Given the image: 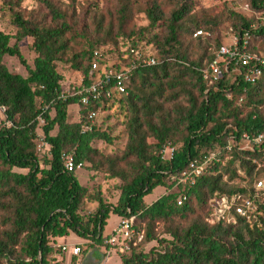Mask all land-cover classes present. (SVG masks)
I'll use <instances>...</instances> for the list:
<instances>
[{
  "label": "trees",
  "instance_id": "obj_1",
  "mask_svg": "<svg viewBox=\"0 0 264 264\" xmlns=\"http://www.w3.org/2000/svg\"><path fill=\"white\" fill-rule=\"evenodd\" d=\"M24 1L4 0L11 9H20ZM36 1L37 10L13 11L12 24L17 28L13 45L10 35L0 33V108L5 109L8 123L0 125V264H50L54 252L50 238L70 232L110 249L105 227L111 214L135 216L137 229L144 233L141 243L116 255L121 264H264V226L251 229L243 222L214 223L209 204L214 191L241 190L232 170L235 163L241 160L250 170L236 148H227L230 141L239 142L243 133L264 131V74L256 85L245 84L233 74H224L210 85L202 73L220 48L227 46L220 36L211 41L223 24L231 25L239 36L250 32V50L256 53H264L256 39L264 37V27L254 29L251 19L233 9L221 15L200 13L196 0H147L140 12L146 14L149 27L125 33L141 5L136 0H106V13L99 4L86 12V31L74 7L57 0ZM248 7L263 12L264 0H250ZM159 22L166 35H148V28ZM198 32L202 35L195 36ZM28 38L33 40L36 58L25 78L10 72L4 58L17 57L27 66L20 45ZM193 44L205 50L204 55L193 59L198 54ZM143 45L152 47L157 65L133 72L128 95L91 100L89 106H83L79 98H59L65 90L60 64L68 65L89 85L95 53L107 62L129 65L135 58L131 50ZM212 47L215 50L210 53ZM125 48L128 53L123 52ZM125 54L129 60L123 59ZM71 107L78 109V121H68ZM117 107L126 118L125 148L117 155L101 157L92 144L112 143L102 125ZM92 113L97 114L96 125L83 133L82 124ZM39 117L45 122L42 131L50 151L44 168L36 142ZM55 129L57 134L52 135ZM168 144L181 147L175 149L172 160H163L161 152ZM65 153H74L77 164H99L112 178L121 179L118 205L100 199L96 212L84 221L80 209L87 191L75 172L66 170ZM213 153L221 155L225 167L211 163L196 185L175 183L174 192L144 205L145 198L164 187L171 174L191 162H204ZM224 174H230L228 183L222 182ZM154 241L163 246L146 252L145 246Z\"/></svg>",
  "mask_w": 264,
  "mask_h": 264
},
{
  "label": "built area",
  "instance_id": "obj_2",
  "mask_svg": "<svg viewBox=\"0 0 264 264\" xmlns=\"http://www.w3.org/2000/svg\"><path fill=\"white\" fill-rule=\"evenodd\" d=\"M202 35L198 32L195 36ZM252 35L245 32L237 35L232 43L222 46L216 58L202 70L204 79L213 85L224 74H233L248 85H256L264 74V53H256L250 50ZM152 47L143 45L139 50H131L135 58L129 65L122 61L107 62L95 53L96 59L92 64V82L84 84V79L79 83L65 84V90L60 99L66 101L69 98H79L83 106H89L91 100L102 98L112 99L116 96L128 95L127 83L134 71L140 67L157 65V58L152 52ZM128 53V48L123 49ZM124 60H129V54H125ZM5 110V109H4ZM45 111V110H44ZM96 113L88 116V121L82 124V132L92 131L96 125ZM39 120L44 121L42 117ZM47 145V144H46ZM236 148L243 156L244 163L250 170L242 166V161L235 163L233 171L236 173V185L239 191L222 193L217 190L212 193L209 200L213 222L237 225L243 222L251 229H260L264 226V131L256 134L243 133L239 142L230 141L228 150ZM175 148L168 144L161 152L163 160H172ZM65 168L69 173L81 169L83 164H77L74 153L63 154ZM221 163L226 166V161H221V155L211 154L204 162H191L183 171L171 174L170 180L178 185L194 186L205 173L211 163ZM230 174H224L223 183H228ZM186 198L180 199L179 205ZM144 239V233L136 227V217L121 218L109 234H106V245L110 249L106 258L113 254L121 255L130 249L131 244L137 245ZM63 252H71L73 256L82 253L80 246L69 247L67 244L57 245Z\"/></svg>",
  "mask_w": 264,
  "mask_h": 264
},
{
  "label": "rangeland",
  "instance_id": "obj_3",
  "mask_svg": "<svg viewBox=\"0 0 264 264\" xmlns=\"http://www.w3.org/2000/svg\"><path fill=\"white\" fill-rule=\"evenodd\" d=\"M60 4L65 6L74 7L72 10L75 11V17L78 18L81 28H88V19L87 11L92 7L99 4L105 13L109 8L106 0H57ZM87 1L91 2V6L88 5ZM138 8L135 10L133 19L129 21L128 25L124 28L125 33H130L132 30L138 33L140 29H145L149 27L150 21L148 20L144 12H140L143 6L146 4L147 0H136ZM250 0H196L197 9L200 13H212L221 15L226 13L229 9L241 13L252 20V25L254 29H260L264 27V11L257 12L251 10L248 7ZM39 4L36 0H26L22 3L21 8L15 7L11 9L4 0H0V33H5L11 36V45L16 42V33L17 28L12 24V13L13 11H24L31 12L37 10ZM108 15V14H107ZM87 31V29H86ZM90 31V30H89ZM91 32V31H90ZM135 33V34H136ZM148 35L157 33L165 36L167 30L164 29L162 24L157 23L156 27H150L147 30ZM142 37L139 35L137 37ZM211 36V34H210ZM220 36L221 42L223 45H230L234 38L237 36L233 27L229 24H223L218 33H215L211 37L213 41L214 37ZM258 42V48L261 52H264V37L256 38ZM255 39V40H256ZM255 42V41H254ZM33 40L26 39L22 41L20 45L21 53L27 63V66H24L17 57L5 56L4 64L8 70L12 73L19 74L23 77H28V67L34 68V62L36 58L35 52L32 50ZM187 44L189 41L187 40ZM212 43V42H211ZM79 46H76L75 49H78ZM86 47V42L83 43V48ZM198 54H193L192 58L196 59L199 55H204L205 50H199L196 44L192 45ZM214 47L208 49L214 51ZM59 72L64 78L65 84L79 83L80 75L70 69L68 65L60 64ZM121 108H115L109 112V117L104 118L102 128L104 131H107L111 134L112 143L96 141L93 142V147L98 150L100 156H112L117 155L123 152L126 144V134L124 131L125 115L121 113ZM262 109V108H261ZM264 111V109H263ZM5 110L0 108V125L8 124L6 123V117L4 114ZM68 121L75 122L78 121V109L76 107H71L68 109ZM103 115H107L106 112ZM102 115V116H103ZM103 116V117H104ZM45 125L44 121L39 120L36 133L38 135L37 142V152L41 160L42 168L45 167V160L50 158V151L47 149L45 142V137L42 131V127ZM58 129H55L52 132V135L57 134ZM171 145V144H170ZM174 145V144H173ZM181 144L174 145L175 149H180ZM49 157V158H48ZM19 173H27V171L14 169ZM77 177L80 184L86 189L87 195L84 199L83 205L80 209V215L84 221H88L90 217L96 212L99 207V200L101 199L105 204L116 206L118 205L121 195H122V186L123 181L121 179L112 178L103 168L99 167V164H89L84 163L81 169H77L74 173ZM176 182L170 180L166 181L164 187H158L153 191L152 194L148 195L144 200V205L146 207L154 204L158 199L165 196L168 193L174 192V184ZM121 217L111 214L110 220L108 221L107 226L105 227L106 234L120 221ZM138 227H141L138 224ZM158 229L162 231V226H159ZM163 239H171L169 235H161ZM82 244L83 251L79 256H71L70 252L59 251L56 246L61 244H67L69 247H73L75 244ZM50 244L52 245L54 252L50 256V264H120V257L113 254L110 258H106L107 251L103 249L102 246L94 244L93 241L88 239H83L77 236L76 234L70 232L67 236L63 237H51ZM163 244H160L158 241H154L151 244L145 246V251L149 252L153 247L161 248Z\"/></svg>",
  "mask_w": 264,
  "mask_h": 264
},
{
  "label": "crops",
  "instance_id": "obj_4",
  "mask_svg": "<svg viewBox=\"0 0 264 264\" xmlns=\"http://www.w3.org/2000/svg\"><path fill=\"white\" fill-rule=\"evenodd\" d=\"M112 229H113V228H112ZM112 229H111V230H112ZM111 230H110L107 234H109V233L111 232ZM73 246H80V247H82V244H78V243H77V244H75V245H73ZM69 252H70V251H69ZM69 252H68V253H69ZM70 254H71V256H73L71 252H70ZM106 264H107V263H106ZM120 264H121V260H120Z\"/></svg>",
  "mask_w": 264,
  "mask_h": 264
},
{
  "label": "water",
  "instance_id": "obj_5",
  "mask_svg": "<svg viewBox=\"0 0 264 264\" xmlns=\"http://www.w3.org/2000/svg\"><path fill=\"white\" fill-rule=\"evenodd\" d=\"M39 260L42 261V258L40 257Z\"/></svg>",
  "mask_w": 264,
  "mask_h": 264
}]
</instances>
